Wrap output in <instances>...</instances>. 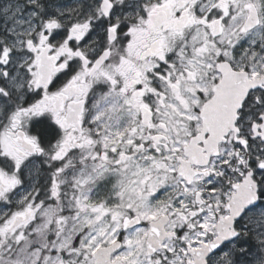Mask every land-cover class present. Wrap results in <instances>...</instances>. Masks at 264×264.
Here are the masks:
<instances>
[{
    "label": "flooded vegetation",
    "instance_id": "1",
    "mask_svg": "<svg viewBox=\"0 0 264 264\" xmlns=\"http://www.w3.org/2000/svg\"><path fill=\"white\" fill-rule=\"evenodd\" d=\"M262 208L264 0H0V264H221Z\"/></svg>",
    "mask_w": 264,
    "mask_h": 264
},
{
    "label": "rangeland",
    "instance_id": "2",
    "mask_svg": "<svg viewBox=\"0 0 264 264\" xmlns=\"http://www.w3.org/2000/svg\"><path fill=\"white\" fill-rule=\"evenodd\" d=\"M248 230L244 240L250 245L239 246L221 256V264H263L264 262V208L247 219Z\"/></svg>",
    "mask_w": 264,
    "mask_h": 264
},
{
    "label": "water",
    "instance_id": "3",
    "mask_svg": "<svg viewBox=\"0 0 264 264\" xmlns=\"http://www.w3.org/2000/svg\"><path fill=\"white\" fill-rule=\"evenodd\" d=\"M255 203L256 202H254V201L247 200L245 202V204H244V208H251ZM243 213H244V211H238V214L236 215V217H234V218L231 219V222L234 223V221L236 219H239L243 215ZM231 236H233V237L231 239H229L230 236H228V235H221L220 241L217 242V246H222L224 243L233 241L235 238L238 237V234H235V235L232 234Z\"/></svg>",
    "mask_w": 264,
    "mask_h": 264
}]
</instances>
